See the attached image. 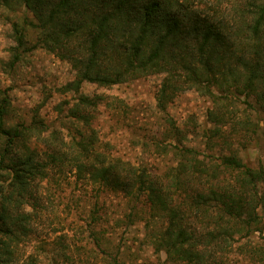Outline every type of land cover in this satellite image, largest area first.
I'll return each mask as SVG.
<instances>
[{"label": "trees", "instance_id": "1", "mask_svg": "<svg viewBox=\"0 0 264 264\" xmlns=\"http://www.w3.org/2000/svg\"><path fill=\"white\" fill-rule=\"evenodd\" d=\"M0 10L15 16L10 70L24 54L42 48L75 70L69 91H80L85 82L112 87L164 75L157 95L161 112L182 89H195L222 106L243 98L263 119L254 122L248 111L239 125L242 137L264 135V0H0ZM96 107L94 99L80 95L71 116L91 125L87 111ZM11 109L9 93L0 88V264H14L18 247L32 232L27 208H34L36 182L46 180L51 166L69 162L78 179L88 177L99 188L136 200L146 194L155 210L167 214L158 242L168 259L211 264L237 235L264 232V166H249L231 147L217 156L177 145V166L164 183L99 150L92 128L66 148L64 139L44 136L42 122L12 125ZM209 117L218 126L204 132L206 147L215 150L217 138L227 145L219 127L228 116L224 107L223 115L211 111ZM169 127V136L179 139L181 131L172 122ZM33 138L50 149L45 158L30 145ZM180 193L183 203L173 205ZM191 221L211 227L191 233ZM23 264L40 263L29 256Z\"/></svg>", "mask_w": 264, "mask_h": 264}, {"label": "rangeland", "instance_id": "2", "mask_svg": "<svg viewBox=\"0 0 264 264\" xmlns=\"http://www.w3.org/2000/svg\"><path fill=\"white\" fill-rule=\"evenodd\" d=\"M228 15V21H233L232 11ZM14 19V14L0 10V88L11 97L12 125L42 122L44 136L57 137L59 143L64 139L66 148L82 132L93 133L92 128L99 150L130 162L153 178H163L164 183L169 181L168 171L177 166V145L217 156L228 153L231 147L249 166H264V135L259 133L256 140L241 135L240 122L250 112L243 98L222 106L195 89H182L163 113L157 108V95L164 75L112 87L85 82L80 91H69L66 85L76 79L75 70L67 60L45 49L24 54L17 66L9 69ZM80 95L97 102L96 108L87 111L91 125L71 116ZM224 107L228 117L219 128L228 139L227 145L221 146L222 137L217 138L215 150H208L204 132L218 126L209 113L223 115ZM250 114L254 122L263 119V114ZM170 122L181 131L179 139L169 136ZM156 140L163 145L156 147ZM29 143L42 158L50 152L42 139L33 138ZM87 178L78 179L74 162H69L51 166L46 180L36 182V200H31L34 208H27L32 215V232L18 247L14 264H23L29 256L40 264H195L168 259L158 237L168 226L169 216L155 210L146 194L132 199L120 190L99 188ZM183 200V194H174L173 205ZM208 227L195 221L187 224L191 233L203 234ZM210 263L264 264V232L237 235L232 247L219 251Z\"/></svg>", "mask_w": 264, "mask_h": 264}]
</instances>
